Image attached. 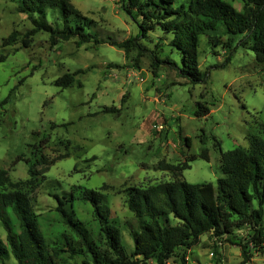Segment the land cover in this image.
Returning <instances> with one entry per match:
<instances>
[{
  "label": "rangeland",
  "instance_id": "1",
  "mask_svg": "<svg viewBox=\"0 0 264 264\" xmlns=\"http://www.w3.org/2000/svg\"><path fill=\"white\" fill-rule=\"evenodd\" d=\"M70 1L89 21L85 29L97 43H79L72 37L51 46L48 33L36 32L29 47L23 48L21 40L33 25L18 11L16 0H0V55H6L0 62V170H6L13 182L26 181L30 179L26 160L33 163L45 156L52 164L29 191L34 211L53 209L55 194L73 191L76 197L79 188L96 190L105 196L112 222L130 253L134 243L127 223L135 225V220L125 204L127 188L174 180L172 174L158 170L157 163L179 164L202 148L209 161L190 162L182 178L189 184L215 185L222 177L220 150L247 149L252 137L264 139V66L241 46L225 64L223 46L210 45L209 37H217L208 33L198 41L203 79L191 84L167 63L154 62L169 58L180 63L159 28L137 38L138 47L124 49L126 41L136 38L139 19L129 17L118 0ZM189 1L175 0L173 7ZM222 1L237 11L243 6L241 0ZM46 20L62 29L57 11L47 10ZM11 32L17 42L3 47L2 40ZM64 74L73 75L72 84L55 86ZM198 103L209 108L206 117L195 116ZM41 142V153L34 154ZM72 207L79 220H92L90 204L76 198ZM0 237L5 241L1 226ZM177 253L167 264L242 263L237 246L208 234ZM0 264L17 263L8 255ZM246 264H264V253L251 250Z\"/></svg>",
  "mask_w": 264,
  "mask_h": 264
},
{
  "label": "trees",
  "instance_id": "2",
  "mask_svg": "<svg viewBox=\"0 0 264 264\" xmlns=\"http://www.w3.org/2000/svg\"><path fill=\"white\" fill-rule=\"evenodd\" d=\"M16 1L18 11L26 14L33 25L21 40L23 48L29 47L36 32L48 33L51 46L72 37L78 38L79 43L98 42L85 29L89 21L83 19L70 0ZM118 1L129 17L139 19L138 34L124 43V49L138 47L137 38L159 28L168 37L170 50L179 55L180 63L169 58H154V62L167 63L191 84L203 79L198 65V41L208 33L217 37H209L210 45L223 46L225 64L241 46L264 66V0H241L239 11L222 0H190L177 7H173L175 0ZM47 10L58 12L62 29L47 22ZM222 36L226 37L225 42L221 41ZM15 42L16 33L11 32L2 40V46ZM5 58L0 55V62ZM156 68L155 64L153 71ZM73 80V75L64 74L54 84L67 88ZM194 114L206 117L209 108L198 103ZM185 141L189 147V138ZM43 143L35 146L34 154L41 153ZM197 158L209 161L207 149L202 148L198 155L179 164L159 161L157 169L172 174L174 180L124 191L126 207L135 220V225L127 223L134 243L130 253L122 244L120 229L112 222L105 196L96 190L79 188L76 197L73 191L55 194L53 209L34 211L29 191L36 185L37 176L44 178L52 164L45 156L40 155L33 163L26 160L30 176L26 181L13 182L6 170H0V226L5 232V241L0 237V260L11 255L17 264H167L178 250L191 248L200 236L208 234L212 239L226 238L237 246L241 264H246L251 250L264 253V139L252 137L247 149L220 150L222 177L215 185L189 184L182 178V172L190 169L189 163ZM37 165L44 166L37 170ZM76 198L90 204L92 220L83 222L75 216L72 205ZM254 201L257 207L253 206ZM171 217L176 224L170 223ZM237 231L243 234L238 235Z\"/></svg>",
  "mask_w": 264,
  "mask_h": 264
},
{
  "label": "built area",
  "instance_id": "3",
  "mask_svg": "<svg viewBox=\"0 0 264 264\" xmlns=\"http://www.w3.org/2000/svg\"><path fill=\"white\" fill-rule=\"evenodd\" d=\"M157 128H158V129H161V128H162V126H158Z\"/></svg>",
  "mask_w": 264,
  "mask_h": 264
}]
</instances>
